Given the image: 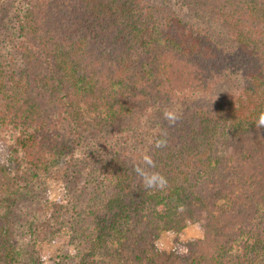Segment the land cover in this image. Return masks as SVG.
Instances as JSON below:
<instances>
[{"label":"trees","instance_id":"16d2710c","mask_svg":"<svg viewBox=\"0 0 264 264\" xmlns=\"http://www.w3.org/2000/svg\"><path fill=\"white\" fill-rule=\"evenodd\" d=\"M17 1L0 31V264L63 235L56 264H264V0ZM54 172L65 192L43 217ZM190 224L201 238L157 248Z\"/></svg>","mask_w":264,"mask_h":264},{"label":"rangeland","instance_id":"374dc122","mask_svg":"<svg viewBox=\"0 0 264 264\" xmlns=\"http://www.w3.org/2000/svg\"><path fill=\"white\" fill-rule=\"evenodd\" d=\"M165 4L173 5L176 8L182 7L180 0H154ZM19 4L17 0H5L4 7L0 12V31L10 23L12 19L11 12H13V4ZM0 161H5V156L0 155ZM65 192V185L62 180H59L57 173L54 172L53 176L45 181V191L43 194L44 203L40 206V216L49 215L50 204L56 203L58 199H61ZM201 238L200 231L194 224L188 225L180 233H167L164 232L160 235L156 242V246L161 251H172L181 249L180 243H184L188 240ZM38 256L36 260L30 264H56L55 258L59 255L72 252L70 240L67 236L55 237L53 241H46L37 245ZM28 264V263H24Z\"/></svg>","mask_w":264,"mask_h":264},{"label":"clouds","instance_id":"9594fccd","mask_svg":"<svg viewBox=\"0 0 264 264\" xmlns=\"http://www.w3.org/2000/svg\"><path fill=\"white\" fill-rule=\"evenodd\" d=\"M165 116L167 119H169L170 122L174 123L177 119H179L178 114H175L170 111L165 112ZM257 127L258 128H264V111H262L259 115V119L257 122ZM166 146V141L160 140L157 141L156 147L161 148ZM144 161L151 167H155L154 161L151 160L150 157L145 156ZM137 173L142 177L143 180V185L146 189H164L167 186V180L165 177H163L161 174L158 172H146L142 170L141 168L137 167L136 168Z\"/></svg>","mask_w":264,"mask_h":264}]
</instances>
